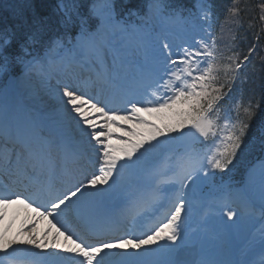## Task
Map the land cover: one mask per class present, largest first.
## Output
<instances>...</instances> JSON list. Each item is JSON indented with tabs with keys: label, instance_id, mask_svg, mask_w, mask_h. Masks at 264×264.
Wrapping results in <instances>:
<instances>
[{
	"label": "snow or ice",
	"instance_id": "1",
	"mask_svg": "<svg viewBox=\"0 0 264 264\" xmlns=\"http://www.w3.org/2000/svg\"><path fill=\"white\" fill-rule=\"evenodd\" d=\"M84 7L60 0L63 33L54 38L46 39L51 17L31 0L0 23V264H264V122L254 129L264 91L254 98L244 88L253 76L245 69L264 51V0L256 15L231 0L224 50L211 0L187 10L148 0L135 24L119 18L114 0ZM244 15L254 30L246 51L235 35ZM177 32L180 43L169 38ZM32 80L38 87L22 88ZM252 153L258 171L251 166L239 186L218 180ZM194 200L218 206L225 230L248 227L238 258H181ZM113 201L133 222L152 209L162 219L139 234L121 229L106 208ZM16 206L35 222L13 236Z\"/></svg>",
	"mask_w": 264,
	"mask_h": 264
},
{
	"label": "trees",
	"instance_id": "2",
	"mask_svg": "<svg viewBox=\"0 0 264 264\" xmlns=\"http://www.w3.org/2000/svg\"><path fill=\"white\" fill-rule=\"evenodd\" d=\"M60 0H31V3L34 5L35 10L37 13L41 16L51 17V25L49 27V30L46 34V39L50 38L52 36H56L59 34V27L57 26L58 19H59V13L57 11V3ZM93 0H82L84 4V11H86ZM186 0H167V2L173 6H181L182 2H185ZM27 0H0V23H13L12 19V13L13 10H15L17 7L22 6L24 3H26ZM146 0H114V5L116 7V10L120 16H124L127 13H132L133 11H142L144 8ZM227 6L231 3V0H226ZM132 5L133 7L129 9L128 6L125 5ZM255 0H241V6L247 5L249 7H254ZM247 19V15L243 16V20ZM244 20V25L246 24ZM60 29H63L60 27ZM239 35L244 37L243 45H247L249 42V37L246 36L244 27L239 30ZM261 86L258 82H256L254 79L250 81V83L246 84L247 93L246 96H250L253 93L255 94L254 98H258L260 93L259 91H263L261 89Z\"/></svg>",
	"mask_w": 264,
	"mask_h": 264
},
{
	"label": "bare ground",
	"instance_id": "3",
	"mask_svg": "<svg viewBox=\"0 0 264 264\" xmlns=\"http://www.w3.org/2000/svg\"><path fill=\"white\" fill-rule=\"evenodd\" d=\"M125 6H128L129 9H131L133 7L130 4L129 5H125ZM57 26L59 27V34H62L63 31L60 29L61 26L60 25H57ZM33 85H38V82L36 80H34L33 81ZM22 88L25 89L23 86H22ZM89 91H91V90H89ZM194 208L195 207L191 206V210L194 209ZM197 210H198L197 211V214H198V212L201 210V208H199ZM7 222L12 224L10 235L14 236L17 231L21 230V228L29 226L30 224L35 222V214L29 212L28 210L23 209V207H21V206H16V207H14L13 209L10 210L9 218H8ZM189 223H190V221H189ZM48 227H50V225L46 221H44V225L40 229V232L43 233ZM203 238L204 239H209L206 235L203 236Z\"/></svg>",
	"mask_w": 264,
	"mask_h": 264
},
{
	"label": "rangeland",
	"instance_id": "4",
	"mask_svg": "<svg viewBox=\"0 0 264 264\" xmlns=\"http://www.w3.org/2000/svg\"><path fill=\"white\" fill-rule=\"evenodd\" d=\"M230 26V27H229ZM232 25H230L229 23H227V22H225L224 24H223V31L221 32V27H220V39H218V45L221 47V50H224V48L226 47V46H228L229 45V43H228V40H229V37H230V33L232 34V31L230 30V29H232ZM228 28H230V29H228ZM179 37H181V34L179 33V32H177V34H175V35H172V36H170L169 38L170 39H173L174 40V42L175 43H177L176 42V40L179 38ZM4 79V78H3ZM33 81L34 80H32V81H30V82H27L26 84H24L23 85V87L25 88V89H31V88H36V87H38V85H33ZM257 171H258V168H257ZM207 188V187H206ZM205 189V188H204ZM209 191H210V189H209ZM205 194H206V192H204ZM193 204V203H192ZM238 224H240L241 225V223L240 222H238ZM195 225H197V222L195 221V223L193 224V226H195Z\"/></svg>",
	"mask_w": 264,
	"mask_h": 264
}]
</instances>
